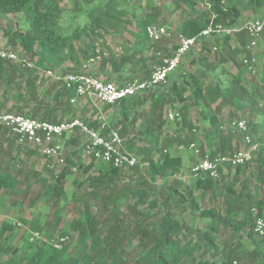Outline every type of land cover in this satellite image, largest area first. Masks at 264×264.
Returning <instances> with one entry per match:
<instances>
[{"label": "trees", "instance_id": "1", "mask_svg": "<svg viewBox=\"0 0 264 264\" xmlns=\"http://www.w3.org/2000/svg\"><path fill=\"white\" fill-rule=\"evenodd\" d=\"M81 1L92 3L93 0H73L74 9L78 8L81 11L79 6ZM140 1L142 0H103L95 7L85 11L89 21L83 26L77 24L71 32H67L60 26V20L64 12L60 0H0V17H7L10 14H23L25 27L18 31L6 32V35L14 45V50L24 52L36 66L35 70H30L22 68L11 61L0 59V77L6 80V86L0 97V113L4 112V110L9 113L20 110L19 112L23 115L52 123L73 120L77 117V109L70 103V99L75 93L68 90L65 86L54 84L55 90L54 93L52 92L54 94L52 96L54 105L48 104L36 95L38 89L37 80L40 75L39 69H60L64 72H76L81 70L79 67L82 65L83 60L88 62L100 56L104 61L95 74L104 75L109 81H116L119 85H125L135 79L148 80L151 77L152 71L146 65L145 52L150 50L151 47L156 46V44L150 42L146 30L148 26L157 24L158 21L156 17L150 22L143 18L135 20L124 19L125 14L119 9V3H137ZM172 1L177 9L185 6L193 9L196 3V0ZM233 1L228 0L226 3H223L221 0H212L213 5L210 11L199 12L194 17L185 19L175 35L181 34L193 38L202 34L210 25L237 26L243 22V12L251 10L257 13L264 8V0H248L242 6ZM129 25H133L135 30H128L127 27ZM123 28L130 32L133 41L128 42L124 46V55L121 57L112 53L109 57L104 58V54L97 48L94 39L86 46L76 48L75 42L80 39L81 34L87 33V35L92 36L97 35L103 30L108 31L112 29L119 32ZM222 39H224L223 43L221 42ZM222 39L214 35L200 38V52L206 53V49L216 41L219 45L224 44L226 51V55L220 54L221 51L214 52L213 54H216L215 61H211L205 55L202 58L206 63L205 69L200 68L195 74L185 70H176L169 76L166 84L157 86L148 94L127 98L112 107L106 108L107 110L111 108L121 115V119L118 122H114V119H109L110 125L126 140V145L132 152L141 157L144 156L142 161H145L148 165L152 179L162 178L166 185L163 189L169 188V191H167L168 196L167 198L162 196V202L157 198L151 199V195H154L156 190L150 185L130 190L131 195L136 199L131 212L141 215L142 212H139L137 208L141 204H148L154 209L163 206L168 207L170 206V201L175 200L176 205L182 207L183 210L196 212L202 210V214L210 221V230L204 233L195 245L190 240L184 244L180 238L184 226L174 219L171 213L167 212L158 224L151 223L152 227L148 226L147 223L139 224L131 238L128 237L129 234H127L126 228H121L123 226L122 222L113 224L109 228L108 235L102 238L99 232L104 225L96 220L91 215L89 208H87L82 218L75 220L71 224L72 231L76 232L86 243L90 241L86 245V249L89 250L85 251L83 255L75 254L70 248L69 241L61 250H57L52 246L51 241L38 240L30 242L29 234L25 240L28 242L27 246L23 245L21 248L23 255L19 254L20 249L17 247L12 248V246L0 243V264H127L122 257V252L127 245H130L133 237L138 238L139 242L136 247L137 256L132 258V264H183L184 262L195 264H232L234 261L239 262L241 260L243 255L240 253V248L245 245L253 247L248 252L251 258L257 257L258 263L264 264V236H260L255 232L252 215V208L257 207L259 214L264 217V199L256 205L249 207L248 210L234 204V199L227 200L228 210L226 216H224L223 210L216 205L211 208H202L197 201L195 193H200L199 197L202 199L207 195H210L213 199H218L220 192H218L217 183L220 180L219 178L213 179L192 170L195 177L194 185L187 192L183 193L179 191L181 183L169 180L170 177L176 176L182 168L183 161L177 152L178 148L180 146H189L192 142L197 143V138L189 141L182 140L179 138L178 132L176 136L165 137L164 144L161 147L158 146V141L163 135V128L167 123L166 120H161L168 103L174 109L176 101L185 103L193 100V104H205L209 100L212 103H217L215 112L218 113L224 107H231L234 111L232 113L234 119L238 111L247 107L250 100L261 96L262 104L260 109L264 114V92L260 95L254 86L250 90L244 87L241 72L232 76L228 85H223L228 80L227 78L219 80L217 74H215L219 67H224L225 64L229 63L230 59L233 60L244 52L247 44V38L244 34L237 36L238 44L234 48L230 45L231 37L224 36ZM80 54L82 58H80ZM65 62L73 63L74 68H63ZM96 62L99 61L96 60L94 63ZM192 62L197 63L196 60ZM125 71L130 72V74L139 75L134 78L129 76L131 80L128 81L129 78L124 76ZM4 74H6L5 77ZM43 79L48 80L46 78ZM205 79H209V82L206 83ZM14 95L19 102L23 103V106L7 109L9 98ZM33 102H36L33 108L30 111H26ZM148 102L151 103V111L147 119L153 118V122L148 125L147 120H143L139 125V130L136 132L135 128L137 127L135 125L138 122L137 112H140ZM177 113H179V117L174 121H176V125L180 126L179 128L182 131L189 130L193 133L197 130V126L193 124L188 116L187 106L179 108ZM166 119H168L167 115ZM247 122L251 128L252 121L247 120ZM210 123L214 127V132L208 134L206 148L202 144L199 145L202 152L208 149L211 155H228L241 149V137L235 136L232 131L229 134L222 132V126L217 120L216 114L210 116ZM89 126L96 130L101 129V124L97 120H90ZM107 132L106 129L102 130L103 134ZM131 133H134L135 138L141 137V134H144L148 140V145L137 148L134 141L130 142L126 138ZM250 133L252 141L255 142L253 132L250 131ZM0 140L8 141L11 147H16L17 145L19 151L27 152V155L34 154L35 152L34 149L29 150L26 146L19 145L16 142V138L8 135L7 130L3 126H0ZM62 142L66 149L68 147L76 149L73 151L69 150L66 164L57 173L55 183L48 187L49 193L56 197H60L65 191L64 180L73 171H78V168L81 169L83 167L81 160H79V163L76 162V157L80 158L79 154L83 150V137L80 135L64 137ZM252 161L245 166L235 169L229 168L227 173L234 172L238 176ZM101 164L98 168L99 176L89 179V185L93 188L92 194L96 197L99 196L101 191L114 189L120 180L122 172L125 170L115 168L112 165ZM95 166L96 161H92L86 167L85 173ZM16 167L15 163L11 168L3 167L0 163V191H13L19 186V173H15ZM139 168V166L133 168L132 171L137 172ZM223 175L224 173H221L220 177L222 178ZM259 179L264 184V170L261 171ZM232 189V185L227 187L226 192L228 195H230L229 193L232 192ZM240 211L243 212L242 217L238 215ZM22 221L27 223L26 220ZM221 224L229 226L228 230H232L234 236L240 234L242 231L247 233L246 236L241 234L238 237L235 247H231L228 251L223 250V252H219V248L213 240L215 234L220 232ZM12 225L14 224L5 223L1 226L0 239L4 237L6 231L13 229ZM66 235H69L68 232H63L62 236ZM127 240L128 242L125 243ZM199 248L203 249V251L212 248L216 250V254L220 255L222 253V257L214 262L208 258L204 262L203 260H199L197 263L196 252ZM3 255H7L8 259L4 260Z\"/></svg>", "mask_w": 264, "mask_h": 264}, {"label": "rangeland", "instance_id": "2", "mask_svg": "<svg viewBox=\"0 0 264 264\" xmlns=\"http://www.w3.org/2000/svg\"><path fill=\"white\" fill-rule=\"evenodd\" d=\"M60 1L61 6L64 8V12L60 20V26L63 30L71 32L75 25L80 24V26H83L87 21H89L85 11L95 7L103 0H93L92 3L81 1L79 4L81 11L78 8L74 9L73 0ZM247 1L248 0H236L233 2L238 5L241 4L240 6H242V4H245ZM195 2L196 3L193 9L189 6L177 9L175 5H173L172 0H142L137 3H119V9H121V11L125 14L124 19L128 18V20H135L143 18L150 22L156 17L158 23L154 25H164L174 32V38L162 41L145 52L146 65L150 71L153 72L154 69L160 65V57L156 56L158 51H161L163 55H169L171 54V51L175 49L177 45L175 34L181 23L185 19L194 17L197 13L205 11V7L201 3L197 0ZM24 27L25 24L22 13L10 14L7 17H0V40L14 49V45L9 41V37L6 35V32L18 31ZM127 29L134 31L135 27L133 25H129ZM92 39H94V43L97 48L104 54V58L109 57L112 53L119 57L123 56L124 46L128 42L133 41L130 32L126 31L124 28L119 32L109 29L108 31L103 30L97 35L92 36L87 35V33L81 34L80 39L75 42L76 48L86 46L92 41ZM215 43H217V41L212 43L209 48L206 49V53L200 52L201 48L196 47V49L192 50V52H190L189 55L183 59L177 70H185L195 74L198 69H205L206 63L202 60V58L206 55L211 61H215L214 58L216 57V54H213V47L216 45ZM237 44L238 43L231 47L234 48ZM220 46L223 48L220 54L226 55L224 44H221ZM209 51L211 52L208 53ZM254 53L258 60L257 73L254 75L249 74L243 65H241V59L245 55L244 51L235 57V59H230L229 63L225 64L224 67H219L216 70L215 74H217L219 80H223V78L228 79L223 85H228L231 77L236 75L238 72H241L242 84L244 87L250 90L254 86L257 93L260 95L264 92V37L256 41ZM80 58H82L81 54ZM193 60H196L197 63L192 62ZM103 61L104 60L102 58L96 63L83 60L79 69L86 68L87 71L96 72ZM66 67L74 68V64L65 62L63 68ZM138 75L139 74H130V72L127 71L124 72V76H127V78H129V76L134 78ZM5 76L6 74H4V77ZM43 78L44 76L40 73L37 80L38 89L36 91V95L48 104L54 105L52 96H54L55 82L51 79L45 80ZM130 80L131 79L129 78L128 81ZM205 80L206 83L209 82V79ZM5 86V78L3 79L0 77V97L3 94ZM35 104L36 102H33L26 111H30ZM261 104L262 98L261 96H258L254 100H250L247 107L238 111L235 117H243V119L252 121L250 130L253 132L255 139L253 145L256 146L254 149V159L252 163L249 164V166L238 176H236L234 172L230 174L226 172L222 178H219L220 180L217 183V189L220 194L218 199H213L210 195H207L204 199H202L199 197L200 193L196 192L195 196L202 208H211L216 205L223 210L224 216H226L229 200L234 199V204L237 206L240 205L245 210H248L249 207L256 205L264 199V184H262L259 179L261 171L264 170V114L260 109ZM150 105L151 103L148 102L146 106L140 110V112H137L138 122L135 125L137 127L135 128L136 132L139 130V125L143 120H147L148 125L153 122V118L147 119L151 111ZM216 105L217 103H212L209 100L205 104H193V100H189L185 103L176 101L173 109V107H171L168 103L164 110L163 119L161 120H166L167 123L163 128V135L158 141V146L161 147L164 144L165 137L176 136L179 132V138L182 140L189 141L193 138H197V144H202L203 147L206 148L205 145L207 144V136L208 134H212L214 132V127L210 123V116L212 114H216L217 120L222 126L221 131L229 134L231 132V129H229V123L233 120L232 113L234 111L228 106L224 107L221 112L218 113L215 112ZM18 106H23V103L19 102L15 98V95L10 97L7 109L12 107L16 108ZM183 106L188 107V116L192 120L193 124L197 126V130L193 133L189 130L182 131L181 128H179L180 126L176 125V121L166 119L167 112L172 110L177 112L178 109ZM76 109L77 117L79 116L82 119H85V121L91 120V110H80L81 107ZM19 111L20 110L11 113L22 114ZM1 113L9 112L4 110V112ZM107 115L109 119H114V122H118L121 119V115L113 109H109L107 111ZM4 128L7 130L8 135L15 137L6 127ZM126 138H128V141L130 142L134 141L137 148L148 145V140L144 134H141V137L135 138L134 133H131V135ZM16 142L18 143L17 139ZM18 144L26 146L29 150L33 149L31 145ZM10 145L11 144H9L8 141L0 140V163L3 167L8 168H11L14 163L16 164L17 167L15 173H19L18 177L20 184L13 191H0V228L5 223L13 224L14 221H20L24 224L26 229L21 227L17 228L12 225L13 229L6 231L4 237L0 239V243L3 245L7 244L10 247L12 246V248L17 247L20 249V255H23V250L21 248L23 245L27 246L28 243L25 241L27 239L26 233L28 230L41 232L42 238L45 241L56 240L62 237L63 232L66 231L69 234L66 236L70 238V248L75 252V254L80 256L83 255L85 251L89 250L86 249V245H88L90 241L89 243H86V241L78 236L76 232L72 231L71 224L75 220L81 219L87 208H89L91 215L104 225L101 227L99 232L102 238L108 235L109 228L117 222L123 223L121 228H126L128 231L127 234H129L128 237L131 238L139 224L147 223L148 226L152 227L151 223L158 224L160 219L167 212L171 213L173 218L184 226L180 235L184 244L190 240V242L195 245L203 234L207 233V231L211 228L210 221L202 214V210H199L198 212L183 210L182 207L176 205L175 200L170 201V206L168 207L163 206L161 208L154 209L148 204H141L139 207L137 206L139 212H142L141 215L131 212L136 200L130 193V190L132 189L142 188L144 185H146L145 187H148L147 185H150L156 190V193L151 195V199L157 198L160 202L163 201L162 196L164 198H167L168 196L167 191H169V188L163 189V187L166 186L164 180L159 177L156 178V180H153L145 161H142V166L137 172L124 170L121 174L120 180L117 182V186L114 189L104 190V192L101 191L99 196L96 197L92 194L93 188L89 185V179L91 177L99 176L100 173L98 168L102 164L96 162V166L89 172L85 173L86 167L92 162V160L85 157L83 155V150H81L79 154L80 158L76 157V162L79 163V160H81L83 167L81 169L78 168V171H73V173L64 180L65 191L60 197H56L49 193L48 187L55 183L56 175L62 170V167L43 157L37 150H35L34 154L27 155V152L19 151L17 145L16 147H11ZM240 147L244 148L246 146L243 142H241ZM186 148L187 146H184V149L177 150L178 154L182 157V168L176 176L169 178L171 181L175 180L176 182L182 184L179 188L181 193L187 192V190L191 189L195 181V177L192 173V166L195 162V157L193 152ZM70 149L73 151L76 148L68 147L66 152L68 153ZM141 158H144V156ZM144 181L145 183H143ZM231 185L233 189L232 192L229 193L230 195H228L226 189ZM238 215L239 217H242L243 212L240 211ZM22 220H26L27 223H24ZM228 229L229 226L223 224L220 226V232L214 236L213 240L219 248V252H223V250L228 251L231 247H235L238 242V237H240L241 234L243 236H246L247 234L245 231H242L240 234L234 236L232 230ZM127 242L128 240L125 243ZM138 242L139 239L133 237L130 245H127L123 249L122 257L125 259V263H133L132 258L137 256L136 247ZM252 249V246L247 247V245L240 248V253L243 256L238 264H259L257 257L253 259L248 254V252H250L249 250ZM220 257H222V253L218 255L216 254V250L212 248L205 251L199 248L196 252L197 263L199 260H203L204 262L205 259L208 258H210V261L214 262ZM3 259L7 260L8 256L3 255ZM183 264L195 263L184 262Z\"/></svg>", "mask_w": 264, "mask_h": 264}, {"label": "built area", "instance_id": "3", "mask_svg": "<svg viewBox=\"0 0 264 264\" xmlns=\"http://www.w3.org/2000/svg\"><path fill=\"white\" fill-rule=\"evenodd\" d=\"M205 7V11L212 8V0H197ZM226 3L228 0H221ZM147 35L152 44H158L165 40L174 38V32L164 25H150L147 27ZM244 34L247 38L245 55L242 57V65L249 74L257 73L258 60L254 53L256 41L264 35V15L256 19L246 20L233 27L223 24L210 25L197 37L189 38L177 34V45L169 55H163L161 51L156 53L160 57V65L154 69L148 80L135 79L119 85L116 81H109L104 75H97L95 72L87 71L86 68L76 72H64L60 69H39L44 78L51 79L59 85L65 86L75 93L70 99V103L76 108L91 110V120H97L101 124V129H93L89 126V121L81 117L73 120H64L60 123L41 121L23 114L0 113V125L6 127L9 132L16 137L18 143L31 145L46 159L55 162L62 168L66 164V147L62 142L64 137L80 135L83 137V155L88 159L115 168L132 170L142 166V158L132 152L126 145V140L116 131L109 122L107 107H112L116 103L131 97L143 96L151 90L166 84L169 76L177 70L183 59L189 55L196 47H201L200 38L216 36L222 39L229 36L231 39ZM223 43V40H221ZM214 52L222 50V46L215 43ZM0 59L11 61L22 68L35 70L36 66L21 50L16 51L0 40ZM101 60V57L93 58L90 61ZM111 109V108H110ZM179 117L176 111H169L167 118L174 121ZM106 129V134L102 130ZM229 129L235 136L242 139L246 146L228 155H211L208 149L202 152L199 145L192 142L186 149L193 152L195 162L193 171L204 174L207 177L218 179L221 173L228 172L229 168L235 169L245 166L254 158V149L250 126L246 119L235 118L229 123ZM179 150L184 149L180 146ZM76 170V169H75ZM255 232L264 236V217L259 214L257 207L252 208ZM14 226L25 228L20 221H14ZM30 242L44 240L39 231L29 232ZM68 236H62L50 243L61 250L69 241ZM233 264H238L234 261Z\"/></svg>", "mask_w": 264, "mask_h": 264}, {"label": "crops", "instance_id": "4", "mask_svg": "<svg viewBox=\"0 0 264 264\" xmlns=\"http://www.w3.org/2000/svg\"><path fill=\"white\" fill-rule=\"evenodd\" d=\"M234 1H236V0H234ZM262 15H264V8L263 9H261V10H259L257 13H255V12H253V11H251V10H247L246 12H243V14H242V20L243 21H246V20H251V19H256L257 17H260V16H262ZM250 16V17H249ZM262 37H264V35L262 36ZM261 37V38H262ZM238 41H237V38H234V39H231V41H230V45L231 46H235V44L237 43ZM26 229V228H25ZM28 230V229H27ZM29 232H30V230H28V232L26 233V235L27 236H29Z\"/></svg>", "mask_w": 264, "mask_h": 264}]
</instances>
